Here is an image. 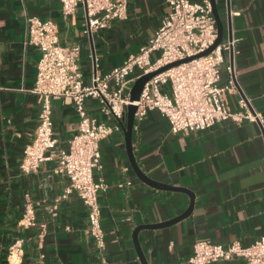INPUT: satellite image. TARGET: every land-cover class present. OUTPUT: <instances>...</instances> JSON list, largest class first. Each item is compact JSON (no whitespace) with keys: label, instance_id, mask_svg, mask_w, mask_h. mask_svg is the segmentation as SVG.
Wrapping results in <instances>:
<instances>
[{"label":"crops","instance_id":"1","mask_svg":"<svg viewBox=\"0 0 264 264\" xmlns=\"http://www.w3.org/2000/svg\"><path fill=\"white\" fill-rule=\"evenodd\" d=\"M215 5L222 42H235L225 61L236 72V91L226 94L225 103L232 112H244L238 100L246 98L261 122L226 121L201 132L173 134L158 111L135 118L132 154L139 170L194 196L186 219L139 232L146 264H188L197 242L249 247L264 236V0H215ZM168 13L166 0H127L124 20L110 21L88 36L81 7L65 17L60 0H0V264H141L132 243L134 230L187 210V195L156 190L137 179L125 148V121L105 115L96 99L85 101V112L111 129L99 142L102 169L93 173L107 186L98 198L102 249L90 235L87 208L74 192L66 194L68 179L55 173L58 155L67 151L79 122L72 100L51 101L56 141L47 153L51 160L36 172L20 169L42 107V98L32 92L40 52L27 44L28 20L53 24L60 47L79 48L78 74L88 86L93 76L104 77L146 47ZM224 68L220 87L227 80ZM140 75L135 70L129 76L130 90ZM168 91V85L160 87L161 93Z\"/></svg>","mask_w":264,"mask_h":264},{"label":"built area","instance_id":"2","mask_svg":"<svg viewBox=\"0 0 264 264\" xmlns=\"http://www.w3.org/2000/svg\"><path fill=\"white\" fill-rule=\"evenodd\" d=\"M65 17L75 14L78 7L85 12L83 33L91 34L110 21L126 17L127 0H60ZM169 9L161 26L148 45L102 78L93 76L83 86L78 74L79 48H62L58 45L56 28L49 22L28 20L27 44L40 52L36 67L33 93L42 98V107L33 141L24 152L20 169L24 173L36 172L41 164L51 160L48 152L56 141L52 133L51 101L61 98L73 101L79 118L76 133L68 142L67 151H61L55 173L69 181L66 194L74 192L88 210L89 232L94 244L103 248L104 236L100 226L99 195L107 190L102 180L94 179V171H101L99 142L111 129L97 125L84 109L87 99H96L102 112L123 124L129 106L128 78L135 70L148 75L170 64L195 57L208 50L217 39V29L208 0L200 4L189 0H166ZM101 15V18L97 16ZM234 41L221 42L209 55L165 71L148 81L140 94L135 118L141 120L148 111H158L170 124L171 132H201L220 122H261L249 110L246 98L238 100L244 112H232L225 103L227 93L236 91V72L226 64L225 56L233 54ZM159 53L155 60L150 57ZM224 65L226 83L218 86L220 67ZM139 77V78H140ZM169 91L161 93L160 87ZM125 185L129 186V183ZM124 184L118 186L122 188ZM242 260L247 264H264V236L249 247L239 242L226 246L197 242L193 246L188 264H215Z\"/></svg>","mask_w":264,"mask_h":264},{"label":"water","instance_id":"3","mask_svg":"<svg viewBox=\"0 0 264 264\" xmlns=\"http://www.w3.org/2000/svg\"><path fill=\"white\" fill-rule=\"evenodd\" d=\"M209 3L211 6L212 15H213L215 25H216V29H217V39H216L215 43L208 50H206L205 52H203V53H201L195 57L188 58V59L170 64L164 68L159 69L156 72H153V73H150L148 75H144V76L138 78L134 82V84H133V86L129 92V103L130 104L126 109L125 126H124V143H125V148H126V152L128 155L129 163H130V166H131L134 174L136 175V177L139 181H141L143 184L147 185L150 188H154L156 190H161V191L182 193V194L187 195L190 199L189 207L180 216H178V217H176L170 221L161 223V224L151 225V226H140L134 230V232L132 234V243L134 245L135 251L138 255V258H139L141 264H146V261L142 255V252H141L140 246H139V242H138L139 232L142 230L163 229L166 227H170V226L186 219L192 211L194 196H193V194H191V192H189L187 190H184L181 188H174L171 186H165V185L158 184V183L148 179L137 167V164H136L134 157H133V154H132V131H133V127H134L135 113H136V107L133 105V103L139 101L140 94H141V91H142L144 85L148 81H150L153 77H155V76H157V75H159L165 71H168L172 68L178 67L179 65L187 64V63H190L194 60H197V59H200L202 57L209 55L222 42V40H223V29H222V24H221V21L219 19V16H218V13L216 10L215 0H209ZM229 41H230V39H229Z\"/></svg>","mask_w":264,"mask_h":264}]
</instances>
